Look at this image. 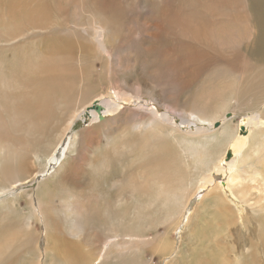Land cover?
<instances>
[{"label":"bare ground","instance_id":"bare-ground-1","mask_svg":"<svg viewBox=\"0 0 264 264\" xmlns=\"http://www.w3.org/2000/svg\"><path fill=\"white\" fill-rule=\"evenodd\" d=\"M252 141L264 0H0V264H262ZM31 178L35 191L6 197ZM207 203L222 225L258 223L250 256L204 243L193 219ZM187 229L200 235L185 262Z\"/></svg>","mask_w":264,"mask_h":264},{"label":"rangeland","instance_id":"rangeland-1","mask_svg":"<svg viewBox=\"0 0 264 264\" xmlns=\"http://www.w3.org/2000/svg\"><path fill=\"white\" fill-rule=\"evenodd\" d=\"M144 47H146V46H144ZM143 47V48H144ZM142 57H144V56H142ZM145 65V59L144 58H142V60H141V66H144ZM140 67V66H139ZM143 68V67H142ZM104 89H107V86H105V88ZM122 104V103H121ZM126 104V103H125ZM135 105V106H134ZM144 104L143 103H136V104H126L125 106H123L122 105V107H124V109H130V110H134V111H141L140 109H138L139 108V106H143ZM163 106V105H162ZM144 109L146 110V107H144ZM149 109V108H148ZM171 113H173L172 111H171ZM174 116H176V117H179V115H177V114H173ZM175 117V118H176ZM82 121H80V120H78V122L76 123V125H74V128H73V130L74 131H77V130H79L80 129V127L82 126ZM69 134H66L65 135V140H67L68 139V137L70 136V132H68ZM64 138V137H63ZM66 142V141H65ZM255 142H251V146H250V148L248 149V151H247V153L248 154H253L252 152L254 151V149L257 151V152H255L256 154H253L252 156H254V157H256V155L257 154H263V158H262V160H261V162L260 163H262V161H263V163L262 164H264V152L263 151H259V150H261V148L263 147L264 148V145H261L260 147H258L257 146V144H256V147H255ZM262 148V150H264ZM90 151V152H89ZM251 152V153H250ZM84 154H85V156H88V158L87 159H90V158H93L95 155V153H94V150L93 149H91V150H88V149H85L84 150ZM245 158V157H244ZM86 162V161H85ZM85 162H83V164L81 165V164H79L78 162H76V166H77V168L76 169H78V170H81V171H85V173L88 171V167L85 165ZM260 163H259V165H258V168L259 167H261V168H263L264 166H260ZM261 178H263V177H258V180H260ZM28 182V183H27ZM38 182H36L35 180L34 181H32V178L31 179H28V180H25V181H22V182H19V183H17L16 185H15V189L13 190H7V191H9V193L6 195V197L8 196V197H14V196H17V195H21V194H23V193H25V192H31V191H35V189H36V187L38 186V184H37ZM48 185V184H47ZM49 185H51V186H53L54 184H53V182H52V184H49ZM48 185V186H49ZM263 185V183L262 182H260V186H262ZM50 187V186H49ZM256 192L257 191H253V194H255L256 195ZM257 194H259L258 192H257ZM253 203V202H252ZM249 213H248V215L249 216H251L252 215V212L251 211H248ZM236 214H238L237 212H236ZM264 213H262V212H260L259 213V215L262 217V216H264L263 215ZM258 215V216H259ZM194 216V215H193ZM195 216H197L198 217V219H193V222L194 223H196V226L194 227V229H196L197 230V232H204V233H208L209 232V235H208V238H206V240L204 241V243H206V244H208V243H212V242H214V240H216V238L218 237V239H222L221 240V242H220V247H221V249L222 250H224V251H228L229 249H230V252H231V250H232V248H234L235 247V249H236V251L235 252H237V253H233L232 254V257H231V259H234V260H237V259H239V252L240 253H244V254H246V255H249L250 256V254H248L251 250H250V248H249V242H251L250 240H255V238H256V226L258 225V223L256 224H254V226L255 227H253V229L252 230H250L249 229V227L247 226V224H246V226H241L240 225V219H236V223L234 224L233 222H229L228 224H226V225H222L221 223H220V221L219 222H217V220H218V218L214 215V213H213V207H212V205H209V203H207V206H205V208H203V209H200L199 211H197L196 213H195ZM259 216V217H260ZM217 219V220H216ZM196 220H198L197 222H195ZM250 222H251V220H250ZM252 223V222H251ZM185 224V220H182L181 222H179V224H178V227H177V229L179 228V227H181V226H183ZM250 224V223H249ZM41 229V228H40ZM40 229H38V232H40L41 230ZM243 230V231H242ZM158 230H155V231H150V232H147L148 233V235L149 236H154V234H156V232H157ZM187 231H188V229L186 230V232L183 234V236H181L182 238H183V240H186L185 241V243H181L180 244V253H181V257H182V259L183 260H185V262H187V260L189 259V257L187 256V248L189 247V245H190V243H192V241L194 242L197 238H199V235L197 234L195 237H194V239L192 240V239H189V238H187L188 236H186V234H187ZM194 232H195V230H193ZM215 231H216V233H215ZM248 231V232H247ZM212 234H211V233ZM242 233V234H241ZM247 234V235H246ZM217 235V236H216ZM254 235H256L255 237H254ZM246 236H249V238H247ZM178 237V235L176 234V232H171V238H172V240L173 241H176L175 239ZM213 237V238H212ZM254 238V239H253ZM166 238H162V239H160V241L162 242L163 240H165ZM212 239V241L210 242V240ZM192 240V241H191ZM188 241H189V243H188ZM177 243V242H176ZM186 244V245H185ZM193 244V243H192ZM213 244V243H212ZM211 244V246H213ZM228 244V245H227ZM182 246V247H181ZM209 246H210V244H209ZM228 246V247H227ZM154 248V245H150L149 246V248H147V250L144 252V254L142 255V257L143 258H150L151 257V252H152V249ZM186 248V249H185ZM226 248V249H225ZM185 250V253H184V250ZM234 249V250H235ZM248 251V252H247ZM230 252H229V254H230ZM147 253V254H146ZM235 254V255H234ZM147 255V256H146ZM183 255H185L184 257H183ZM235 257V258H234ZM176 257H174V258H171L170 259V261L171 260H173V259H175ZM152 264H163L164 263V260H163V258H160V256H159V258L158 257H156L155 255H153V259H152ZM172 262H174V261H172ZM167 263H169V262H167ZM166 263V264H167ZM256 263V262H255ZM174 264H178L177 263V261H175L174 262ZM262 264H264V263H262Z\"/></svg>","mask_w":264,"mask_h":264}]
</instances>
